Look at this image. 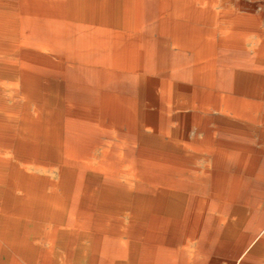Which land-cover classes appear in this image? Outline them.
Returning a JSON list of instances; mask_svg holds the SVG:
<instances>
[{
	"label": "bare ground",
	"instance_id": "1",
	"mask_svg": "<svg viewBox=\"0 0 264 264\" xmlns=\"http://www.w3.org/2000/svg\"><path fill=\"white\" fill-rule=\"evenodd\" d=\"M0 264H264V0H0Z\"/></svg>",
	"mask_w": 264,
	"mask_h": 264
}]
</instances>
